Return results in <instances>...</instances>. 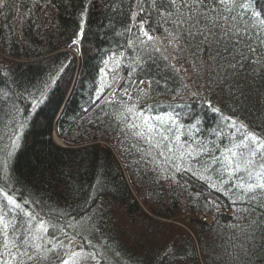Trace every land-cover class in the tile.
I'll return each instance as SVG.
<instances>
[{
	"label": "trees",
	"instance_id": "16d2710c",
	"mask_svg": "<svg viewBox=\"0 0 264 264\" xmlns=\"http://www.w3.org/2000/svg\"><path fill=\"white\" fill-rule=\"evenodd\" d=\"M136 3L95 0L84 16L86 0L0 4V187L51 224L71 225L68 235L97 253L80 264H264L259 201L234 204V181L211 187L217 173L197 162L209 160L201 147L220 157L238 142L241 123L264 137V70L241 73L234 93L211 87L198 60L172 59L163 26L150 33L158 39L148 44L149 59L135 43L149 10L133 20ZM253 6L259 11L264 0ZM41 93L43 102L34 107ZM132 124L145 135H134ZM164 136L171 139L154 147ZM180 152L185 158L178 161ZM248 205L256 209L252 215L238 211ZM67 252L58 249L45 264H60Z\"/></svg>",
	"mask_w": 264,
	"mask_h": 264
},
{
	"label": "snow or ice",
	"instance_id": "6c2138e0",
	"mask_svg": "<svg viewBox=\"0 0 264 264\" xmlns=\"http://www.w3.org/2000/svg\"><path fill=\"white\" fill-rule=\"evenodd\" d=\"M48 2L51 3L52 0ZM3 3L4 0H0V4ZM94 3L95 0H86L81 16H84ZM136 6L138 11L131 13L133 20L144 15L145 8L149 10L148 19L139 20V32L135 38V43L143 46L149 59H151V52L148 44H154L158 39L150 33L153 30L159 31L163 26L169 38L168 43L173 49L172 59L185 60L187 54L198 60L199 71L208 74V83L211 87L234 93L240 90L241 73L249 76L253 75L257 68L264 70V8L257 11L253 6V0H137ZM153 16L158 18L155 29L152 26ZM84 23L82 20L80 33L84 31ZM127 31L131 32L132 29L129 28ZM78 39L79 34L72 44L75 45ZM133 46L134 41L130 40L129 47ZM154 50L157 53L161 52L159 47H155ZM161 55L165 61L169 60L167 55ZM104 63L107 66L108 61ZM169 65L179 72L174 64L169 62ZM193 67L196 70V66L193 65ZM249 67L252 70L245 71ZM63 70L61 68L56 76H59ZM100 72L104 76L108 75L106 68H101ZM50 79L53 83L56 82V77H50ZM143 83L144 81H139L140 85ZM151 84L152 81H149V87ZM103 90L102 87L98 91ZM139 91L142 95H147L143 88ZM124 92L128 94L127 89ZM192 95L195 96L197 93H192ZM42 102L43 93L39 101H33V106L36 107ZM134 108L135 105L126 106V111L131 113ZM213 111H219V109L213 108ZM228 119L231 120V118ZM231 123L235 125L236 121H231ZM23 126V124L20 125L21 128ZM131 127L138 129L133 133L134 135H145V130H140L139 125L132 124ZM147 127L154 130L153 125ZM239 127L244 134L238 142H231L225 147L220 157L212 155L209 149L201 147L199 151L207 152L209 160L197 162L201 163L205 173L209 169L217 173L211 187L227 186L230 181H234L231 184V190L236 195L234 204L237 200L241 202L259 201L257 207L264 209V137L247 131L243 123ZM217 134L224 135L223 132ZM14 136L11 143L12 147L16 148L19 146L20 136L19 134H14ZM169 139L171 137L164 136L153 146L159 147ZM149 142H151L150 138ZM167 150L171 152L172 147L168 146ZM12 155V152L8 153L9 157ZM161 155L164 153L161 152ZM187 155L191 156V153ZM184 158L185 153L183 152L176 157L178 161ZM5 166L7 167V164ZM175 167L177 172L181 171L179 162ZM209 179L211 180L212 177ZM6 187L7 185L0 187V197H2L0 199V264H45L49 255L60 248L68 249L67 258H61L60 264H70V261L71 264H80L82 259L88 257L93 260L97 259L95 251L87 252L83 245L76 243V234L68 235L65 228L71 225L60 227L58 222L51 224L39 213L26 208L28 201H24L23 204L19 203L18 197L5 191ZM255 210L248 205L238 211L252 215ZM13 211L18 215L13 216ZM21 215L25 218L23 222L20 219ZM233 227H239V225H233ZM89 246H91L90 242Z\"/></svg>",
	"mask_w": 264,
	"mask_h": 264
},
{
	"label": "rangeland",
	"instance_id": "374dc122",
	"mask_svg": "<svg viewBox=\"0 0 264 264\" xmlns=\"http://www.w3.org/2000/svg\"><path fill=\"white\" fill-rule=\"evenodd\" d=\"M54 139H55V141L58 143V144H62L63 142L59 139V138H57L56 136H54Z\"/></svg>",
	"mask_w": 264,
	"mask_h": 264
}]
</instances>
